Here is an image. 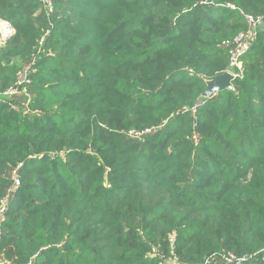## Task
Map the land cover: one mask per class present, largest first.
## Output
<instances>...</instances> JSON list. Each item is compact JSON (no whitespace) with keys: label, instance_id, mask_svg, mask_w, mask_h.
<instances>
[{"label":"trees","instance_id":"trees-1","mask_svg":"<svg viewBox=\"0 0 264 264\" xmlns=\"http://www.w3.org/2000/svg\"><path fill=\"white\" fill-rule=\"evenodd\" d=\"M52 1L46 16L38 0H0L14 29L0 91L49 22L53 55L28 102L0 103V199L13 171L20 183L0 262L160 264L149 254L166 253L174 232L183 264L220 250L264 264L263 34L242 78L204 97L227 66L222 41L245 30L242 14H264V0ZM196 105L195 118L182 111Z\"/></svg>","mask_w":264,"mask_h":264},{"label":"built area","instance_id":"built-area-1","mask_svg":"<svg viewBox=\"0 0 264 264\" xmlns=\"http://www.w3.org/2000/svg\"><path fill=\"white\" fill-rule=\"evenodd\" d=\"M46 16H49L53 10L54 5L52 0H38ZM225 7L230 10H234L235 7L231 4H226ZM242 14V12H241ZM245 23V30L236 34L231 39L222 41L221 47L225 51L227 56V66L222 74L226 73L231 77V81L236 78H242L243 76V63L242 59L244 55L251 48L258 35H264V14L252 15L242 14ZM52 25L49 22L48 29L44 34L35 41V45L31 54L29 55L26 63L22 64L16 71L13 83L5 90L0 91V103L7 105L10 109L18 107L20 102H28L30 95L28 88L32 83L33 76L37 72V65L42 56L52 57L50 51L45 50L44 41L47 37ZM14 34V29L8 22L0 20V46H2L6 40H8ZM191 74V71H189ZM231 83V82H230ZM216 92H212L206 98L215 96ZM25 99L17 102L18 99ZM202 103H200V106ZM198 105L189 108H182L185 113H190L195 118ZM148 132V131H146ZM129 136L139 137L140 134L136 132H130ZM192 140L194 144L198 142V136L193 135ZM12 184L7 189L6 194L0 199V223L3 221L5 209L11 194L19 187L20 183L16 177L15 171L11 174ZM150 258H157L160 264H183L176 255L175 252V233L172 232L167 238V251L163 253L154 249L149 254ZM250 256H237L232 252L226 250L215 251L208 255L202 264H244L253 258ZM0 264H9L6 262H0ZM31 264V262L27 263Z\"/></svg>","mask_w":264,"mask_h":264},{"label":"water","instance_id":"water-1","mask_svg":"<svg viewBox=\"0 0 264 264\" xmlns=\"http://www.w3.org/2000/svg\"><path fill=\"white\" fill-rule=\"evenodd\" d=\"M230 82L231 77L226 73L216 76L215 78L207 82V89L204 94V97L209 96L212 92H218L224 89H229L231 87Z\"/></svg>","mask_w":264,"mask_h":264},{"label":"rangeland","instance_id":"rangeland-1","mask_svg":"<svg viewBox=\"0 0 264 264\" xmlns=\"http://www.w3.org/2000/svg\"><path fill=\"white\" fill-rule=\"evenodd\" d=\"M20 63V62H19ZM23 64V63H20V65Z\"/></svg>","mask_w":264,"mask_h":264}]
</instances>
